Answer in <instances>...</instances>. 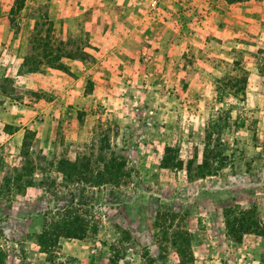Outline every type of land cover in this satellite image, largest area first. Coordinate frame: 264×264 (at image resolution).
<instances>
[{
  "label": "rangeland",
  "instance_id": "obj_1",
  "mask_svg": "<svg viewBox=\"0 0 264 264\" xmlns=\"http://www.w3.org/2000/svg\"><path fill=\"white\" fill-rule=\"evenodd\" d=\"M23 1L0 0L3 264H264V237L228 225L264 221V0ZM35 20L78 53L68 72L21 69ZM211 122L225 165L161 166L166 146L200 163ZM113 156L119 180L99 181ZM62 158L88 179L64 177ZM71 215L86 236L42 252L38 234Z\"/></svg>",
  "mask_w": 264,
  "mask_h": 264
},
{
  "label": "trees",
  "instance_id": "obj_2",
  "mask_svg": "<svg viewBox=\"0 0 264 264\" xmlns=\"http://www.w3.org/2000/svg\"><path fill=\"white\" fill-rule=\"evenodd\" d=\"M23 3V0H16V7L12 8V11L20 10ZM41 23L42 22L39 20H35L33 24L28 40V52L22 59L21 69L36 71L40 66L47 65L68 72L69 67L62 59H76L78 53L74 52L77 54H73V52L66 48L67 44L70 42L56 40L54 44L47 33H42ZM248 75L249 72L241 68L240 76L229 77V82L234 81L235 84H241L240 90L243 96L246 90ZM218 125L217 122H211L205 129V142L202 151L203 158L200 163L195 164L193 159L184 162L174 147L166 146L160 160L161 166L163 168H185L189 178L215 173L219 167L225 165L226 162L224 161L227 159L225 152L218 148L217 144L212 143V132ZM22 146L25 150L28 147L26 135L22 141ZM102 162V169L97 172L98 180L118 181L124 162L119 161L114 156L110 158L103 157ZM87 168L88 164L80 163L78 160H69L67 158H62L57 163L58 172L70 180H87L86 172H84ZM68 207H70V205H68ZM251 212L252 211H245L229 218V227H236V229L233 228V233L237 240L241 239V235L250 232L264 237V221H259L254 218L250 215ZM87 231L86 226H83L80 222V216L71 215L54 222L47 230L38 234L37 237L42 252L47 253L58 244L61 237L82 240L86 236ZM0 264H3V255L1 254Z\"/></svg>",
  "mask_w": 264,
  "mask_h": 264
}]
</instances>
